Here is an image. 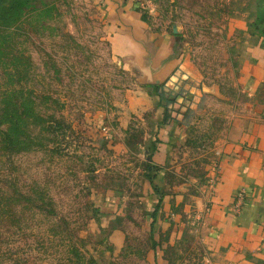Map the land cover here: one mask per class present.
<instances>
[{"label": "rangeland", "instance_id": "374dc122", "mask_svg": "<svg viewBox=\"0 0 264 264\" xmlns=\"http://www.w3.org/2000/svg\"><path fill=\"white\" fill-rule=\"evenodd\" d=\"M98 5L37 0L30 14L0 18V97L14 85L45 120L9 145L0 131V264H216L198 236L204 177L215 141L248 115L236 72L263 34L264 0L136 3L153 31L176 39L189 73L166 104L154 86L149 103L139 99ZM160 142L163 164L151 157ZM147 174L162 193L150 260L158 199Z\"/></svg>", "mask_w": 264, "mask_h": 264}, {"label": "crops", "instance_id": "0c3cea01", "mask_svg": "<svg viewBox=\"0 0 264 264\" xmlns=\"http://www.w3.org/2000/svg\"><path fill=\"white\" fill-rule=\"evenodd\" d=\"M96 1L112 51L122 67L134 73L142 102L149 103L152 95L148 90L152 86L174 93L178 82L190 79L180 64L176 39L166 32L153 31L135 8L138 2ZM246 45L240 54L236 83L247 97L244 103L248 115L234 121L224 138L215 141L214 158L207 163L209 174L204 177V222L198 236L216 264H264V33ZM166 153L160 142L152 160L163 164ZM216 175L210 187L205 179ZM240 189L245 190V199L241 211L234 213L228 206ZM151 197L158 199L155 193ZM117 235L116 229L111 238ZM116 245L120 247L122 242ZM153 252L151 248L148 260Z\"/></svg>", "mask_w": 264, "mask_h": 264}, {"label": "trees", "instance_id": "16d2710c", "mask_svg": "<svg viewBox=\"0 0 264 264\" xmlns=\"http://www.w3.org/2000/svg\"><path fill=\"white\" fill-rule=\"evenodd\" d=\"M37 0H0V18L1 19H10L24 15L26 13H31L36 8L35 2ZM38 10V9H36ZM29 13V14H30ZM264 33V30H262ZM6 34V32H3ZM6 48L4 41H0V49ZM10 66H7L9 69ZM156 93L161 99V102H171L172 98L170 97V92H164L159 90V86H154ZM33 105H30V99L27 97L25 92H21L18 89H15L14 85H11L10 88L5 90L0 97V130L4 134V142L6 145H9L12 141V133H17L18 131L21 134H24L22 129L25 123H29L30 119L45 121L43 117L36 111H33ZM52 123L56 122L55 117L50 116ZM55 123L54 125H58ZM55 132L52 130V133ZM27 133V132H26ZM147 180L151 185L153 191L158 195L157 203L152 212V221L149 224V234L151 239V248L155 251L157 243L154 237V220L157 211L159 210V205L162 200V193L157 190L156 186L153 184V176L147 174Z\"/></svg>", "mask_w": 264, "mask_h": 264}, {"label": "built area", "instance_id": "2783aa9c", "mask_svg": "<svg viewBox=\"0 0 264 264\" xmlns=\"http://www.w3.org/2000/svg\"><path fill=\"white\" fill-rule=\"evenodd\" d=\"M134 1L138 2L139 0H134ZM214 171H215V169H214ZM216 179H217V175L210 177V179H209L210 187H213ZM244 199H245V190L244 189L238 190L236 195L233 197L232 202L228 206V208L234 213H239L241 211V207H242Z\"/></svg>", "mask_w": 264, "mask_h": 264}]
</instances>
